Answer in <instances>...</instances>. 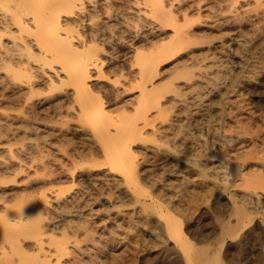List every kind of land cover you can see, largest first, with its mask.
Segmentation results:
<instances>
[{
    "label": "bare ground",
    "instance_id": "1",
    "mask_svg": "<svg viewBox=\"0 0 264 264\" xmlns=\"http://www.w3.org/2000/svg\"><path fill=\"white\" fill-rule=\"evenodd\" d=\"M262 2L0 0V100L6 101V107H0V134L20 140L17 159L0 157V187L21 172L30 177L31 170L35 179L40 174L51 183L46 189L21 197L16 207L5 200L0 202L4 205L0 208V236L8 239L14 249L32 236L38 250L33 264L100 263L103 225L90 223L94 214L91 193L85 185L72 189L59 185L74 180L75 166L80 165V159L79 163L75 160L77 150L61 148L60 138L68 135L62 128L69 125L73 131L92 135L94 139L88 140L91 138L94 146L102 149L110 172L122 174L128 182L137 176L132 146L137 139L148 136L175 151L186 165L195 167L204 183L210 184L207 188L214 192L209 209H203L197 217L196 242L190 239V232L174 210L173 189L166 195V207L147 200L148 209L151 206L158 213L156 223L164 229L163 238L171 252L167 264H264V100L246 99L242 93L229 96L228 92L216 116L218 125L212 127L210 117L203 124L200 121L205 120L201 110L207 107L202 99L211 90L215 74L210 78L208 74L204 82H174L171 79L178 73L164 77L159 75L162 69L158 70L164 60L192 50L202 41L200 37L206 31L199 25L219 27L233 21L238 23L237 32L252 6ZM234 37L239 36L236 33ZM224 43L220 39L212 44L223 47ZM194 54H186L190 63H194ZM39 123L43 127L56 124L58 128L29 135L30 131L38 132ZM18 132H23L20 137ZM211 135L221 136L219 146L227 152L215 165L206 159L199 161L200 155L207 156L204 145L209 147ZM27 154L31 155L29 162L24 158ZM91 173L80 174L81 179L89 180ZM143 196H138L139 201L146 200ZM221 196L226 198L222 199L224 203L219 200ZM62 211L78 221L71 222L59 235L48 233L45 237L48 226ZM158 215L163 216L162 221ZM89 223L95 230L86 237H77ZM5 254L1 249L0 259ZM126 261L128 264L130 260Z\"/></svg>",
    "mask_w": 264,
    "mask_h": 264
},
{
    "label": "rangeland",
    "instance_id": "2",
    "mask_svg": "<svg viewBox=\"0 0 264 264\" xmlns=\"http://www.w3.org/2000/svg\"><path fill=\"white\" fill-rule=\"evenodd\" d=\"M261 4L257 5L256 7L252 6L253 11L252 10H249V12L247 11L248 12L247 17L245 15L246 18L244 17V21L242 20V23L240 22L241 26L240 25L239 26L241 28L240 30L238 29L239 31L237 30V32H236V29H237L236 25L238 23L237 22L233 23V21L232 23L229 22L224 25H220L219 27L218 26L209 27L210 29L204 27L203 25L202 26L199 25V29L201 28L202 30L203 28H205L206 33L204 31L205 34L200 37V40L202 41H200L198 44H195V47L193 46L194 48H192V50L190 48L191 51L188 49L189 52L194 51V53L195 52L197 53V54H194L196 55L194 57L197 58L201 56V58H197V59L192 57V62H193V59H195L194 63H190L188 57L186 58V56H188L186 54L189 53L186 49L182 53L179 54L180 56L177 55L178 57L177 56L171 57L169 59L164 60L163 62L159 64L158 70L162 69V72L160 71L159 75L162 74V76L168 77V75L178 73L171 79L174 82L175 81L176 82H180V81L181 82H194L195 80H196L195 82L197 81L204 82L206 78L208 77L210 78L211 75L214 76L213 74H215L214 77H211V80H212L211 82H213V85L210 87L211 90L208 91L203 96V99H202L204 102V105H206L207 107L204 106L203 110H201V112L203 113L201 117H203L202 119L205 118V120H201L200 123L202 121L206 122L207 121L206 118L208 119L210 117L212 120L210 119L209 122L210 124H213L212 127H215L218 125L217 117L221 111L220 104L223 102L224 100L223 98L228 96V92L230 93L229 96L233 94H239V95L243 94V96L246 99L248 98L250 100H255V99L264 100V17H262L264 15L261 14L262 12H264V11H261V10H264V2H262ZM260 6H261V9L258 8ZM232 9H234V7H232ZM258 11H260L261 13H259ZM230 12L232 13L233 11L231 10ZM256 12H258L259 14L257 13V15H255ZM249 16L251 17L248 18ZM206 29L207 30L209 29V30L207 31ZM234 29H235V32H233ZM207 32L208 34H210L211 37L207 35ZM236 33H237V36L239 37H234L236 36ZM209 38L211 40L206 41V39H209ZM220 39L225 42L224 46L215 47L214 45ZM214 42L215 44H212ZM237 42H239L240 44ZM210 47L211 49H209ZM221 48H224V50L223 49L221 50ZM215 49H218V50H215ZM202 55H205V56H202ZM180 57H182L183 61L180 59ZM187 59L188 61H186ZM198 59H201V60L198 61ZM174 60H176L177 62ZM177 63L179 67H177ZM179 63L181 64L179 65ZM169 70H171V72ZM163 71L164 73L167 71L169 72V74L167 72L164 74ZM201 76H203L204 79L201 78ZM199 78L201 79V81ZM0 102H1L0 107L2 106L5 108L6 101H3L1 99ZM3 103L5 105H3ZM205 111H208V112H205ZM211 113L214 114L213 116L214 118L216 116L217 117L213 119L211 116L212 115ZM56 124L46 125L45 127H43V125H40L39 123L41 127L37 130L38 132L30 131L32 133L29 132L30 134L29 133L28 134L31 136L32 135L35 136L38 133V135H40L42 133L44 134V132L46 133V131H49L50 129L53 130L54 132V129L56 130V128L59 127V123L56 122ZM55 125L58 127H56ZM51 127H53L54 129ZM69 128H71L70 131H68ZM40 129L42 131H40ZM73 130L74 129L72 127H69V125L63 126L62 131L67 132L69 136L68 135L64 137L61 136L63 138H60V139L61 140L68 139L69 141L64 140L65 142L66 141L67 142L63 143V140L62 141L60 140L62 142L61 148L66 151L69 150V152H74L75 150H77L78 153L81 152V154L79 153L80 155L77 153L78 157L75 156V160L76 161L78 160L77 162L79 163V159H80V165L82 163L84 166L83 165L80 166L79 164L75 166V174H76L75 177L77 179L74 177V180H71V181L66 180L65 182H59L62 184H59L58 182L56 183H58L59 185H61L63 188H66V189H72V188L85 185L86 187L85 186L84 187L91 193V198H93L91 199V202H93L91 203V208L94 214H93V217L90 223L94 222L91 224L92 226L93 225H99V226L103 225L101 227V229L103 228L101 230L102 237L100 238L102 240V248H101L102 254H101V261L99 264H126L127 263L126 260H130L128 264L129 263L130 264H167L166 261L171 255V252L168 247V244L165 242V238H163L164 229L160 228V225L157 224L155 221L158 213L156 212V209H154L151 206L149 207L150 209L149 211L148 201L151 202L155 200L157 202H161L159 204L166 207L168 206L166 198L169 194L172 193V189H173L172 195L175 198L174 204L176 203L175 205H173V207H175L174 210H176V213L181 216L183 225L188 229L187 233L190 232L188 234L190 239L193 241L197 237V233L195 229L197 227L196 225L197 217L201 214L203 209H209L208 205L211 201L214 191H211L209 190L210 188H207V187H211V186H208L210 184H206L207 183L206 181L204 183L202 178L197 174V172H195L196 169L194 166L186 165L185 160H183L182 157H179V155L176 154L175 151H173L170 148H166L164 144L158 145L155 141H152L148 136H146L143 139H137L135 141V144H133L132 146V149H134V152H135L134 160H135V163H137V165L135 166L137 176H136L135 181L130 180L128 182V180L124 179L122 174L117 173V172H110L109 170L110 165L108 161L105 159V157L102 155V149L96 144L94 146L93 143L95 142L92 140L94 139L92 135L86 132L79 133ZM213 131H215V129ZM22 133L23 132H18L17 135L20 137ZM17 135H15L14 137H18ZM211 136H214V137H211ZM211 136H208V141H207L209 142V145L207 143V146L209 147H206L204 145L205 147L204 149H206L205 152L207 153L206 154L207 156H205L204 154L200 155L199 161L202 163L203 161L207 160L209 164L215 165L216 163H218V159L220 158L224 159L226 157L227 152L223 150L224 148L222 147L220 148L219 146L220 145L219 139L221 136L219 135H216V136L211 135ZM89 137H91L92 139L90 138L88 140ZM82 138L84 139V141ZM17 139L18 138L15 139L13 137L6 138L4 134L3 135L0 134V157H5L7 155V158L17 159L16 151H18L19 149L18 146L20 145V142H19L20 140H17ZM211 139H213V141H211ZM214 139L215 141L217 140V142H215ZM81 140L82 142L88 141V143L90 142V144H88L87 142H85L86 145L84 143L82 144ZM211 142H213V145ZM210 143H211V146L213 147L210 146ZM83 145H84V148H83ZM76 146L79 147L80 149L76 148ZM96 146L98 147V149ZM166 149H169V150H166ZM90 151L93 153L89 154ZM209 153L211 154L209 155ZM29 156L31 155L27 154L24 157L25 160L28 159L27 160L28 162L30 158ZM31 168L33 169L34 167H31ZM171 168H172V171H171ZM32 171L33 170L29 172L31 173L29 175H31L30 177L33 179L26 176L27 172L24 171V172L17 174L14 177V179L9 180L8 182L4 183V185H1L0 192L1 191L5 192L4 193L5 195L2 192H1L2 194L0 193V196H2L0 198V202L5 200V201H8L6 203L10 204L11 207L12 206L16 207L18 205L17 203L19 202L21 197H23L24 195L35 194V192L37 193V190H40L43 188L46 189V187H48V185L51 184V183H47L46 178L44 177L45 178L44 179L40 174H37L38 176L35 179V177L33 176L34 171L33 172ZM91 171H92L91 173L92 178H90L89 180L84 179V178L81 179L82 175L80 174L86 173V172L90 174ZM34 179L36 181H34ZM206 179L209 180V176H207ZM87 181H90V183ZM134 183H136L137 186ZM137 183H139L140 186ZM166 187L168 188L166 189ZM134 189L136 190L138 195L136 194ZM93 194H95L94 197H92ZM140 194L141 196L145 195L143 196L146 198L144 202L141 200L139 201L138 196H140ZM224 198H225L224 196H221L219 200L224 203V201H222V199L226 200V198L225 199ZM141 202H143V204ZM1 205L2 203H0V208L4 206L2 205L1 207ZM62 212L59 213L60 215L58 214L59 217L55 218L54 220L55 222L53 221V223H51L48 226L46 230L47 234H45V237L48 235V233L59 235L61 231L69 228V225L71 222L73 223L74 221L76 222L77 220L76 217L69 216L71 214L69 213L67 214L66 211H62ZM154 214L156 215L154 216ZM158 217L162 221L163 216L158 215ZM90 223H89L87 230L78 231L79 234H77V237L79 238L86 237L88 235V232L91 233L93 231L92 229L95 230V228H90L92 227ZM154 224H155V227L157 226V228L161 230L155 228ZM186 224H188L189 226ZM84 231L85 233H82ZM190 234L192 235L190 236ZM193 234H196V235H193ZM7 241L10 242L8 239H5L0 236V250L4 249L6 252L5 257L3 259H0V264H5V263L6 264H33L38 250H36L37 246L32 236L26 237V239L22 243L23 245L21 246L23 248L16 247L14 249L15 246L14 245L12 246ZM103 241H105V244L103 243ZM194 241L196 242V240ZM125 250L126 252H124ZM122 254L123 256L120 257ZM124 254H125V257H124ZM127 254L129 257L126 256ZM122 258L123 259L125 258V259L123 260ZM9 261L11 262L9 263Z\"/></svg>",
    "mask_w": 264,
    "mask_h": 264
}]
</instances>
